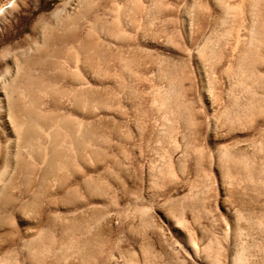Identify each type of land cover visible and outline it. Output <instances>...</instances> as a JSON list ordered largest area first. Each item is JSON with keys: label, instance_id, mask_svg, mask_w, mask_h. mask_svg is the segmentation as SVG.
I'll use <instances>...</instances> for the list:
<instances>
[{"label": "rangeland", "instance_id": "rangeland-1", "mask_svg": "<svg viewBox=\"0 0 264 264\" xmlns=\"http://www.w3.org/2000/svg\"><path fill=\"white\" fill-rule=\"evenodd\" d=\"M84 3L0 0V264H264V0Z\"/></svg>", "mask_w": 264, "mask_h": 264}, {"label": "bare ground", "instance_id": "bare-ground-1", "mask_svg": "<svg viewBox=\"0 0 264 264\" xmlns=\"http://www.w3.org/2000/svg\"><path fill=\"white\" fill-rule=\"evenodd\" d=\"M87 2V0H61V9H67V7L69 9H71L72 7L70 6L71 4H82L84 2ZM217 1V0H216ZM85 5H87V3H84ZM88 6V5H87ZM75 9V7H74ZM83 9V7H82ZM73 10H71L72 12ZM62 11H60L59 9L58 10H54L52 11L50 14H49V17H50V25H52L53 27H57L58 25H60L59 23H56V20L57 18L60 17ZM78 13V12H77ZM77 15V14H76ZM79 15V14H78ZM70 17V12H68L66 14V17L65 18H69ZM52 19V20H51ZM48 21V20H47ZM60 22V21H59ZM63 25V24H62ZM33 29L34 26H32ZM70 32V31H69ZM38 36V35H37ZM51 38V41L52 42H56L57 41V38L56 36H53V37H50ZM85 38V37H84ZM33 40V39H32ZM35 40V39H34ZM39 41V39H38ZM64 41V40H63ZM72 41V40H71ZM87 42H89L87 40ZM251 43V42H250ZM66 44V43H65ZM88 44V43H87ZM27 45V44H26ZM39 46V45H38ZM3 56V55H2ZM1 56V57H2ZM2 59H4V57H2ZM3 61V60H2ZM5 61V60H4ZM3 64V63H2ZM4 69L6 70V72L10 69V66L7 62H5L4 64ZM5 72V71H4ZM11 73V72H10ZM9 74V73H8ZM11 81V80H10ZM4 97V96H3ZM8 111V110H7ZM10 111V110H9ZM10 112H6V110L4 109V106H3V98L0 97V196H1V199H0V209L1 208H4V206L6 204H9L11 203L12 205L14 204V207H18V208H21L22 205L20 206V200L17 198V197H14L13 195L10 196L9 192L10 191H13V184L12 185L9 183V180H8V172H10V170H23V168L25 169V165L27 164L28 165V162L25 164L23 160H21L22 158H20V155L18 156V152H17V145H13L12 146V143H11V140H12V136H14V139L15 137L17 138L18 137V134H17V131L19 130L18 129V125L15 124L16 121L13 120V117L10 116ZM15 117V116H14ZM14 143V142H13ZM33 156V155H32ZM31 156V157H32ZM33 160V159H32ZM25 164V165H24ZM32 165V164H31ZM31 167V166H30ZM27 169H31V168H28ZM26 169V170H27ZM16 170V172H17ZM21 170V171H22ZM32 170V169H31ZM28 171V170H27ZM52 171V170H51ZM13 172V171H12ZM19 172V171H18ZM49 173V172H48ZM47 173V174H48ZM10 174V173H9ZM17 174V173H16ZM14 177H18L20 175L17 174V176ZM46 175V172L44 173ZM51 174V173H50ZM12 175H14V173H12ZM27 176V175H26ZM30 176V175H29ZM22 177V176H21ZM45 177V176H44ZM29 178V177H28ZM27 178V179H28ZM14 180V179H13ZM27 182V180H24ZM38 181V180H37ZM40 181V180H39ZM15 182V181H13ZM42 182V181H41ZM50 182V181H49ZM31 183V182H30ZM36 183V182H34ZM17 184V183H16ZM15 184V185H16ZM22 184V183H21ZM28 184V183H26ZM24 185V184H23ZM22 185V186H23ZM21 186V185H20ZM49 186V185H48ZM26 187V186H25ZM8 188H13L12 190H10L8 193H6L7 189ZM38 188V187H37ZM41 188V187H40ZM25 189V188H24ZM36 190V189H35ZM40 190V189H39ZM37 191V190H36ZM42 191V190H41ZM13 193V192H12ZM3 194V195H2ZM14 194V193H13ZM34 194V193H33ZM25 195V194H23ZM36 196V195H35ZM34 195H33V198L31 200V202H34ZM24 203V202H23ZM33 204V203H32ZM31 204V205H32ZM34 205V204H33ZM27 205L23 206V207H26ZM17 209V208H16ZM1 211V210H0ZM239 258V253L238 251L236 252L235 254V263L233 264H236L237 260Z\"/></svg>", "mask_w": 264, "mask_h": 264}]
</instances>
